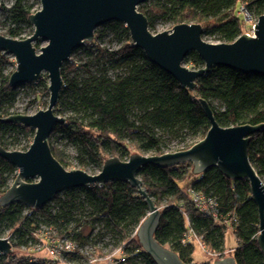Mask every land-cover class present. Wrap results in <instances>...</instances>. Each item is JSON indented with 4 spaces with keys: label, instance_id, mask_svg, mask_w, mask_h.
<instances>
[{
    "label": "trees",
    "instance_id": "trees-1",
    "mask_svg": "<svg viewBox=\"0 0 264 264\" xmlns=\"http://www.w3.org/2000/svg\"><path fill=\"white\" fill-rule=\"evenodd\" d=\"M144 3L138 10L146 16L149 29L163 20L171 22V28L183 23L199 24L202 38L216 36L223 43H232L244 33L243 21H246L238 14L241 5L255 16L251 17L255 21L264 15V0H156L146 6ZM6 11L11 25L1 35L17 39L31 27L28 17L34 13L32 5L28 0H14ZM106 30L121 41L120 47L110 51L95 45L92 51L89 44H96ZM91 43L81 48L87 51V65L67 62L60 69L63 88L55 110L62 115L70 108L74 115L64 117L66 123L54 127L49 147L64 168L70 166L66 153L51 143L58 133L74 147L81 170H86L90 163L102 167L111 157L124 161L135 153L162 155L168 153L164 150L173 141L184 143L181 150L191 147L203 139L210 128L199 99L207 102L220 127L264 124V76L213 67L197 80L194 91L189 92L133 47L123 24L112 22L97 29ZM34 46L40 48L39 43ZM188 58L196 70L204 67V62L194 52ZM7 64L6 55L0 52V119L14 114L10 108L17 95L16 88L8 86L13 71L4 73ZM91 64L100 68L90 72ZM109 67L117 71L114 77L108 75ZM82 69L87 77L79 80L78 72ZM70 73L75 77H69ZM46 81L42 79L39 83L45 86ZM27 86L38 99L46 94V90L39 91L33 84ZM23 135L33 137L34 131L0 122L3 149H11L10 145ZM190 138L193 140L189 141ZM247 154L264 184V130L251 136ZM16 175L17 169L0 158V196ZM139 179L161 214L155 239L174 251L184 264H195L194 240L215 253L218 259L223 258L227 227L232 229L237 242L231 253L235 264H264L256 243L258 211L246 180H229L215 168L195 176L191 163L167 169L147 166L139 173ZM188 191L215 198L217 218L199 211ZM147 215L143 198L123 182L65 191L40 210L21 204L0 207V238L5 230H10L7 239L14 249L12 255L0 256V264H56L28 252L48 237L65 239L79 249L87 248V253L90 251L96 259L106 258L108 253H103V247L114 246V250L122 254L123 261L117 259L118 264H155L135 238L137 227ZM188 234H191L190 239L183 241ZM23 249L26 254L19 252ZM63 258L75 264L89 261L88 255L79 253L65 254ZM209 259L200 264H213Z\"/></svg>",
    "mask_w": 264,
    "mask_h": 264
},
{
    "label": "water",
    "instance_id": "water-1",
    "mask_svg": "<svg viewBox=\"0 0 264 264\" xmlns=\"http://www.w3.org/2000/svg\"><path fill=\"white\" fill-rule=\"evenodd\" d=\"M40 10L28 17L33 27L31 36L17 40L0 34V52L13 57L15 70L8 79L10 88L37 83L47 74L49 100L45 110L34 115L13 114L0 119L2 123L18 124L34 131L26 151H9L0 147V158L17 169L10 187L0 196V207L21 204L40 210L57 195L74 189L112 182L128 183L137 190L148 208V215L137 227L135 238L155 264H184L178 255L160 244L154 237L160 222V211L148 196L139 173L147 166L162 169L192 164V174L198 176L217 169L232 181L246 180L251 200L258 211L259 233L256 243L264 258V184L248 159L252 135L264 130V124L220 127L206 101L199 104L210 128L203 139L185 150L162 155L129 156L127 161L111 157L104 161L96 175L86 171L66 170L52 155L49 138L55 126L66 119L55 114L54 108L63 88L60 69L70 61L71 54L88 45L95 31L112 22L125 26L134 48L162 71L172 76L189 92L196 82L213 67H224L246 75L264 76V15L253 24V34H241L232 43H207L199 24H179L170 30L152 34L146 16L138 9L146 0H37ZM1 4V0H0ZM47 45L35 48L38 41ZM38 51V52H37ZM194 52L204 67L190 70L185 58ZM37 179L36 182L28 180ZM13 254L8 239L0 238V256ZM213 264H235L233 257L218 259Z\"/></svg>",
    "mask_w": 264,
    "mask_h": 264
},
{
    "label": "rangeland",
    "instance_id": "rangeland-1",
    "mask_svg": "<svg viewBox=\"0 0 264 264\" xmlns=\"http://www.w3.org/2000/svg\"><path fill=\"white\" fill-rule=\"evenodd\" d=\"M155 1L156 0H147L144 3V5L149 4V3H153ZM13 3H14V0H1V4H0V34L6 32L11 25V23L9 21L8 12L6 10L10 9V7L12 6ZM28 3L30 5H32V11L33 12L40 10V4L37 0H28ZM2 8H4V10ZM248 12L247 13H248L249 17H252V18L255 17L254 15L251 14L250 11H248ZM254 21H255L254 19H252L249 22L243 21V23H244V33L243 34L251 35V30H249V29L254 24ZM171 25H172V23L169 22L168 20L158 21L155 24V26L149 30L152 34H157V33H161V32L170 30ZM102 27H104V26H102ZM102 27L98 28V30H101ZM32 33H33V27L31 26L30 28H26L25 31L23 32V34H21V36L18 37L17 40L25 39V38L31 36ZM203 40L205 42L211 43V44L223 43L216 36L203 38ZM36 43H39L40 47H44L47 45L46 42H42L40 40ZM89 45H90V49L92 51H95V45L105 47L111 51V50H117L121 45V41L118 38H116L111 31L106 30L104 35L101 37V39L99 41H97L96 44L94 42V43H91ZM5 55L9 61V64H7L4 67V73L8 74L11 71L15 70V62H14V59L12 56L7 55V54H5ZM87 55H88L87 51H85L84 49L83 50L80 49L79 51H77V52L75 51L71 54V58H70L69 62L71 64H75L77 66H83L84 67L85 65H87V63L89 61L88 60L89 58ZM188 57H189V55L186 57L187 59L185 58L182 65L184 67L190 69V70H196L197 67L193 66V64H191V61ZM98 68H100V67L97 65L91 64L89 71L95 72ZM107 71H108V75H111L112 77H114L117 74V71L111 67H109ZM78 73H79V80L87 77V73L85 72V69L80 70ZM69 77L73 78V77H75V74L70 73ZM42 79L47 80L45 86H41L39 83L40 80H42ZM40 80L37 83L33 84L34 88L39 90V91L46 90V94L43 95L41 97V99H38L37 97H35V94L32 91V89L29 86H27L28 84L27 85H21V86L16 88L17 95H16V99H15L14 104L10 108V112H12L14 114H22V115L30 116V115H34L39 110H45L46 109V107L48 105V100H49V92L47 89V86L49 83H48V79H47V74L42 73ZM45 103L47 105H45ZM54 111H55V114L57 116L63 117V118L74 115V112L70 108H66L65 112L62 115H58V112H56L55 108H54ZM32 139H33V137H31L30 135L21 136V138L19 140H17V142H15L13 145H10L11 149L9 148V151H13V150L21 151V152L26 151L28 148V144L29 145L31 144L30 141H32ZM192 140H193L192 138L189 139V141H192ZM51 143L66 153V155L69 159V162H70V166L65 167L66 170L71 171V170L81 169L80 166L78 165V162L76 159V152H75L74 147L69 142H67L59 133L55 134L53 136ZM183 144H184L183 142L179 143L178 141H173L171 143H168V145L164 151L165 152H175V151L181 150V148L184 147ZM138 154L145 155V156L151 155L150 153H138ZM127 160H128V158H126L124 161H127ZM100 170H101V167H99L98 164L90 163L89 166L87 167V169L84 171H86L88 174L96 175L99 173ZM36 181H37V179L33 180V182H36ZM183 185H185V184H183ZM226 229L227 230L225 231V237H224L225 252L223 254V258L227 257V256H231L232 251L237 246V242L235 240L233 232L231 231V228L227 227ZM10 233H11L10 230H5L4 234L2 235V238L3 239L8 238L10 236ZM193 247H194V250H193L192 258H193V263H195V264H200L202 262H205L209 258L212 259V262H214V260L218 259L217 256L210 255V252H208L209 250L205 247H202V245L198 241L197 242L195 241L193 243ZM113 250H114V246H112V248L108 247V246L103 247V251H104L103 253H108L106 256L107 258L105 260H101L98 263H94V264H118L117 259H119V261H123L122 254L118 253L119 250H116V251L115 250L113 251ZM29 251H31V249H29L28 252ZM19 252H21V254H26V250H24V251L22 250ZM32 254H34V253H31V255ZM38 255H42V254H38Z\"/></svg>",
    "mask_w": 264,
    "mask_h": 264
},
{
    "label": "built area",
    "instance_id": "built-area-1",
    "mask_svg": "<svg viewBox=\"0 0 264 264\" xmlns=\"http://www.w3.org/2000/svg\"><path fill=\"white\" fill-rule=\"evenodd\" d=\"M239 15H242L244 17L245 20L247 21H251V17H249L248 13H247V9L245 8L244 5H241L239 11H238ZM253 25L251 26V35L253 34ZM191 194L192 197V203L193 205L199 209V211L203 212L205 215L211 216L213 219H216L218 216V202L215 198H205L202 196H199L197 194H192L191 191H188ZM190 235L188 234L187 236H185V240L190 239ZM45 242L40 243V244H36L31 248L32 253H37V254H42V257H46L49 258L51 260H53L54 262H56V264H75L74 262H70L65 260V258H63V255L65 254H75V253H79L81 255H85L89 257V261L86 264H94V263H98L101 260H105V259H96L94 257L91 256L90 251L89 253H87V248H77V245H74L73 243L65 240V239H58V238H45ZM201 244V243H200ZM202 247H205L203 244H201ZM206 248V247H205ZM25 249H23L24 251ZM210 252V251H208ZM210 255L212 256H216L215 253L210 252ZM36 257V256H34ZM222 259V258H221Z\"/></svg>",
    "mask_w": 264,
    "mask_h": 264
},
{
    "label": "crops",
    "instance_id": "crops-1",
    "mask_svg": "<svg viewBox=\"0 0 264 264\" xmlns=\"http://www.w3.org/2000/svg\"><path fill=\"white\" fill-rule=\"evenodd\" d=\"M239 14V13H238ZM246 22H249V21H247V20H245ZM255 22L256 21H254V24H255ZM230 230V229H229ZM231 231H232V229H231ZM7 239V238H6ZM196 240H194V242H195ZM197 242V241H196ZM224 248H225V246H224ZM13 250V249H12ZM32 256H36V257H39V256H41V255H38L37 253H34V254H32Z\"/></svg>",
    "mask_w": 264,
    "mask_h": 264
}]
</instances>
